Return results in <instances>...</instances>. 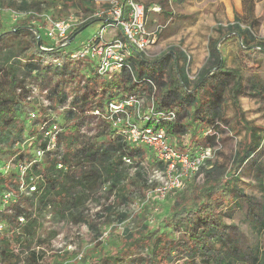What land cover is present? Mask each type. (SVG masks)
Here are the masks:
<instances>
[{"label":"trees","instance_id":"16d2710c","mask_svg":"<svg viewBox=\"0 0 264 264\" xmlns=\"http://www.w3.org/2000/svg\"><path fill=\"white\" fill-rule=\"evenodd\" d=\"M79 4L83 11L93 14L92 0H79ZM159 4L164 10V2ZM5 9L37 12V6L29 0H0V19ZM19 22L11 30H0V166L12 162L29 167L23 177L15 170L8 174L0 171V188L4 190L0 196L5 192L13 195L7 206H0V264H49L41 250L45 241L39 234L41 220L47 213L55 223H88L93 228L84 206L95 194L94 190L108 187L102 197L109 199L115 190L123 191L130 169L139 167L141 172L144 170L141 162H125V158L142 161L143 147L129 145L124 134L117 135L108 120L94 116L93 112L98 109L103 111L117 92L141 95L140 92L147 91L150 94L153 86L156 87L154 110L145 126L163 128L173 136L190 133L191 144L199 147L193 153L189 150L193 155L207 148L216 150L224 126L228 124L225 106L232 100L238 124L247 130V144L243 147L241 144L230 169L217 161L206 160L196 173L192 186L197 191L198 201L191 205L185 200L174 204L164 220V227L179 235L178 242L171 239L170 233L156 229L142 242L145 244L151 239L148 247L141 246L143 256L136 258L133 251L141 240L134 238L127 228L124 232L125 245L117 254L93 257L87 264H177L172 249L176 251L181 242L189 259L186 264H264V204L256 216L259 221L255 219L256 225H253L257 240L248 249L249 254L235 246L228 247L224 235L227 229L224 219L232 216L230 207L240 209L241 199L247 197L239 186L238 170L261 145L256 142L258 138L246 125L247 122L242 120L238 100L243 93L242 68L228 69L217 43L209 47L207 62L194 83L189 79L190 62L184 53L178 57L171 53L154 62L138 56L130 60L131 70L123 69L112 79H106L99 77L90 64L72 61L69 57L70 53L81 48L73 46L76 37L96 22H108L106 18H92L71 30L66 41L70 42L74 36L75 39L67 47L47 46L41 31L30 26L29 18ZM226 30L230 35L226 43L238 40L241 52L257 49L264 54V39H257L254 25L241 28L235 24ZM217 31L221 33L222 30ZM59 60L62 61L61 67L57 66ZM84 65L86 70L89 69L88 75L82 71ZM82 78L86 79L85 82ZM75 80L77 85L67 91V83ZM253 82L250 85L253 91L251 97L264 101V88ZM35 87L46 93L48 103L38 112H32L35 118L31 122L27 120L32 114L28 108L32 104ZM168 112L176 114L175 120L165 121L158 117ZM53 118H61L63 131L59 134L56 148L47 150L44 130L50 128ZM93 120H99L100 124L95 135L90 136L84 129H89ZM46 121L50 123L43 128L42 124ZM38 148L45 151L42 160L36 158ZM183 150L178 149L179 152ZM216 153L219 154L218 151ZM88 161L94 162L97 170L78 174L77 167ZM60 163L64 169L58 168ZM157 167L159 171L164 170L162 164ZM261 168L259 171L263 176ZM137 175L139 181L149 185L145 172H138ZM31 182L36 184L37 192L21 190L22 185ZM58 198L72 201V206L60 211ZM105 210V214L110 215L115 207ZM97 216L104 217L103 214ZM127 218V212H121L119 223L126 222ZM20 219L25 222L21 223ZM218 244L220 248H215Z\"/></svg>","mask_w":264,"mask_h":264},{"label":"rangeland","instance_id":"374dc122","mask_svg":"<svg viewBox=\"0 0 264 264\" xmlns=\"http://www.w3.org/2000/svg\"><path fill=\"white\" fill-rule=\"evenodd\" d=\"M37 6V17L35 20L29 19L30 26L41 31L43 40L47 46L55 45L56 42L48 36L50 31V20L70 25L71 30L81 27L88 23L92 18H99L95 14L107 7V5L94 3L93 14L86 13L82 10L79 0H29ZM124 1V0H119ZM143 4L148 10V29L155 31L159 28L158 42L151 46L148 50L147 59L154 62L158 59L174 54L178 57L180 53H184L190 57L191 61L188 67V76L192 83L197 79L201 69L205 66L209 57V47L212 43H217V48L221 51L226 67L228 69L242 68L243 80L241 81L242 95L238 97L242 120L247 122V126L255 133L257 143L261 148L255 152L253 157L249 159L239 170L238 177L240 179L239 186L244 190L246 198L240 201V209L231 206L232 216L225 217L224 222L227 229L224 232L228 247L235 246L241 252H247L253 247L257 240V233L253 229L256 217L260 210V206L264 204V175L262 176L259 169L264 170V101L251 97L253 91L250 85L256 81L264 88V54L257 49L245 50L241 52L238 40L226 43L230 35L227 32L229 26L235 25L243 18L244 0H137ZM256 4V15L262 17L260 24L262 28L256 30L258 40L264 39V0H253ZM160 2H164L165 9L160 13L151 9L154 6L161 7ZM41 11L39 12L38 10ZM5 9L3 18L0 19V30L6 32L11 30L16 24L19 25L20 20L14 18ZM39 12V13H38ZM250 12V13H249ZM252 7L247 3L245 14H251ZM250 16V15H249ZM251 18V17H250ZM19 22V24L17 23ZM23 22V21H22ZM99 22L91 25L79 34L73 44L74 47L85 45L90 37H92L97 29ZM246 26H244L245 28ZM217 30H222L221 33ZM71 32V31H70ZM120 35L121 32L118 31ZM71 51V50H70ZM170 59V58H169ZM184 62V60H182ZM86 66H82L84 74H88ZM85 82V78L81 79ZM76 80L67 83V91H71L77 85ZM82 84H84L82 82ZM143 98L142 114L145 115L149 109L154 107L149 100L150 94L147 91L140 92ZM46 93L35 87L31 102L28 108L30 114L37 112L41 108L47 106ZM34 97V98H33ZM55 115V113H54ZM225 116L228 124L220 137L218 147L212 149L211 161H217L226 169H230L235 158V154L240 151L247 143V130L238 124L237 113L234 109L232 100H229L225 106ZM29 121L33 120V116H28ZM32 122V121H31ZM89 129L90 136L95 135V130L100 124L99 120L91 121ZM69 130V128H68ZM192 131V128H190ZM168 143L175 149L183 148L184 152L191 150L193 153L199 147L191 144V134L185 136H173L167 134ZM144 159L140 161L135 159L132 164L141 162L144 168L142 172L146 173L148 186L146 183L139 181L137 175L141 172L139 167L130 169L126 176L125 188L123 191L117 189L112 193L109 199L103 198L102 193L108 189L105 187L100 190H94L95 194L91 200L84 206L89 212V222L93 224V228L88 223L78 225L68 222L55 223L49 213L41 220V231L39 232L44 242L41 250L45 253L49 264H87L89 260L97 256H110L119 252L120 248L125 245L124 232L128 228L134 238L141 240L137 243V247L133 251L136 258L143 256L141 246L148 247L151 239L145 244V238L156 229H161L167 233L173 241L178 242L179 235L174 231L164 227V220L169 216L172 207L177 201L185 200L188 204L198 201L197 191L192 188L195 183L194 177L191 175L182 183L180 189L171 190L165 197H161L158 192L159 188H164L167 179H162L158 170V161L155 155L148 150L142 149ZM219 152V154L216 153ZM211 167H208L210 169ZM78 174L91 173L97 170L96 164L88 161L77 167ZM141 180V179H140ZM262 183V185H260ZM4 190L0 188V193ZM122 192V193H121ZM56 199V195H53ZM125 197V199H124ZM128 197V199H126ZM58 198L60 211H66L67 207L72 206V201L65 202ZM115 207L112 214L106 215V208ZM127 212L128 218L126 222L119 223V214ZM103 214V218L97 215ZM148 236V237H147ZM264 240V236L262 238ZM184 244L176 251L172 249V253L177 257V264H186L189 259L184 252ZM227 247V248H228ZM168 248H170L168 246ZM215 248H220V244ZM167 253V249L165 250ZM197 262V261H196ZM199 264V262H197ZM243 264V263H242Z\"/></svg>","mask_w":264,"mask_h":264},{"label":"built area","instance_id":"2783aa9c","mask_svg":"<svg viewBox=\"0 0 264 264\" xmlns=\"http://www.w3.org/2000/svg\"><path fill=\"white\" fill-rule=\"evenodd\" d=\"M98 5L103 4L107 7L95 14L99 18H106L108 22H99L96 33L90 37L87 43L77 51L70 53L72 61H83L96 71L102 78L112 79L115 74H119L123 69L131 70V59L138 56L148 57V50L158 42L159 28L155 31L148 29V10L137 0H94ZM152 11L160 13L161 7L154 6ZM5 12V10H4ZM14 20L31 18L35 20L39 17L35 11L16 12L7 10ZM50 31L48 36L54 40L55 47H67L70 42L66 41L71 31V26L52 20L50 17ZM118 31L121 34H118ZM188 57V56H187ZM191 59L188 57V62ZM57 66H62V61H57ZM89 69L87 68L86 71ZM89 73V72H88ZM88 75V74H87ZM156 87L150 93L149 100L154 107L153 99ZM143 98L140 94H122L117 92L106 104V108L93 112L94 116L108 120L112 129L117 135L124 134L129 145L149 149L155 155L158 164L164 165V170H160L161 178L168 182L164 188H159L161 197H165L171 190L180 189L182 183L191 175L196 174L204 162L212 157V149L207 148L192 154L179 152L168 143V137L163 128L155 126H145L150 120L153 109L145 115L142 114ZM33 119L35 114H31ZM158 117L165 121H173L176 118L174 112L159 114ZM50 121L42 124L45 128ZM145 124V125H144ZM61 118L54 119L50 128L44 130V137L47 142V150L56 148L59 134L62 133ZM42 128V129H43ZM45 155L43 149L36 150V158L42 160ZM127 164H132L131 158H125ZM28 165L13 164L12 162L3 163L0 166L1 173L8 174L12 171L23 177L28 169ZM59 169H64L63 164H58ZM21 190L30 193L37 192L34 182L22 185ZM13 198L11 193L5 192L0 196V206H7ZM24 223V219H20ZM2 226H0V231Z\"/></svg>","mask_w":264,"mask_h":264},{"label":"crops","instance_id":"0c3cea01","mask_svg":"<svg viewBox=\"0 0 264 264\" xmlns=\"http://www.w3.org/2000/svg\"><path fill=\"white\" fill-rule=\"evenodd\" d=\"M247 3L252 7V12H251V14H248V15H247V13L245 14ZM242 5H243L242 6L243 11H244L243 18H242L241 22L238 21L236 24L238 26H240L241 28H244V26L247 27L248 25H254L256 30L260 29V27L262 28V25L260 24V22H262L261 20L263 18L260 16L258 17V15H256V4L254 3V1L253 0H244V1H242Z\"/></svg>","mask_w":264,"mask_h":264},{"label":"water","instance_id":"95a60500","mask_svg":"<svg viewBox=\"0 0 264 264\" xmlns=\"http://www.w3.org/2000/svg\"><path fill=\"white\" fill-rule=\"evenodd\" d=\"M74 39H75V36L71 39V41L74 40ZM71 41H70V42H71Z\"/></svg>","mask_w":264,"mask_h":264}]
</instances>
